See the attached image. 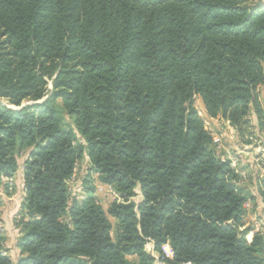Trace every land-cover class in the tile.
<instances>
[{
    "label": "trees",
    "instance_id": "1",
    "mask_svg": "<svg viewBox=\"0 0 264 264\" xmlns=\"http://www.w3.org/2000/svg\"><path fill=\"white\" fill-rule=\"evenodd\" d=\"M263 85L264 0H0V186L33 147L17 264H264L193 102L264 130ZM85 156L80 201L68 182ZM99 183L121 202L105 210Z\"/></svg>",
    "mask_w": 264,
    "mask_h": 264
},
{
    "label": "rangeland",
    "instance_id": "2",
    "mask_svg": "<svg viewBox=\"0 0 264 264\" xmlns=\"http://www.w3.org/2000/svg\"><path fill=\"white\" fill-rule=\"evenodd\" d=\"M257 95L264 110V85L257 88ZM193 102L196 110L204 114L205 109L201 99L195 97ZM28 104H31V102H25L23 106ZM201 119L203 120V118ZM64 120L69 128L74 129L72 119L64 114ZM248 120L249 123L244 126L242 130L236 129V135L234 134V128H218L217 126H219V124L216 123H212L210 127L213 130L214 138H221L222 135L224 138H221L223 140L222 149L218 150L214 144L212 145L217 156L219 158L223 156L224 158L230 157L239 160L237 164L240 168V170H238L240 172V174H238L240 177H238L237 185L247 197L249 196L248 198L250 201L248 202L249 208L247 209V215L244 219L245 225L246 228L254 229L257 224H259L261 228L264 226V222H262L264 209H259L261 206L264 207V158L257 164L254 162L264 154V130L259 126L255 115H251ZM250 137L255 138L257 141H251ZM32 152L33 147H28L18 153V172L12 178L3 179V183L0 186V237L3 240L2 249L10 256L12 264H17L22 257V253L20 249H18V241L22 236L23 223L27 220V211L24 208L26 193L23 170L24 164L27 159H29ZM89 167L90 164L87 156L81 158L77 162L74 176L72 180L68 182V189L72 199H78L80 201L84 199V182L88 175ZM244 175L245 177H243ZM94 177L97 178V175ZM97 191V186H95L94 197L97 202L107 210L110 204L115 201V196L110 191L97 196ZM135 193L136 196L132 200L138 204L142 201V197L139 189L136 190ZM254 214H256V217L253 216ZM251 218L254 220H251ZM62 219L67 220V215H64ZM109 219L113 224L112 237L115 238L116 221L111 217H109ZM248 237L249 236L246 237L247 241L249 240ZM252 239L253 236L250 241H252ZM147 249L153 256L156 258L159 257L154 251L153 243L149 245ZM129 260L133 264L137 263L136 257H129Z\"/></svg>",
    "mask_w": 264,
    "mask_h": 264
},
{
    "label": "built area",
    "instance_id": "3",
    "mask_svg": "<svg viewBox=\"0 0 264 264\" xmlns=\"http://www.w3.org/2000/svg\"><path fill=\"white\" fill-rule=\"evenodd\" d=\"M199 116L201 118H203V122H204V125L205 127L207 128L208 132L210 133L212 139H213V144L214 146L216 147V149L220 150L223 148V140L224 139L222 136L221 138H214V135H213V130L211 129L210 125L212 123H216V124H219V126H217L218 128H222V127H225V128H234V134L236 135V128L230 123V121H227L225 119H223L222 117H216V118H210L208 117L205 112L204 114L202 112H199ZM250 140L251 141H257L255 138L253 137H250ZM262 149V148H261ZM258 150V149H257ZM263 151V149H262ZM261 154V153H260ZM264 158V154L262 155L261 158H257L254 162L257 164L261 159ZM220 159L223 161V162H229L230 163V167L231 169L235 172V174L240 177L238 174H240V172L238 170H240L239 166L237 163H239V160H237L236 158L235 159H232L230 157H226L224 158L223 156L220 157ZM238 161V162H237ZM245 177V175L243 176ZM97 186V196L100 195V194H103V193H108L109 191L115 196V201H118V202H121V199L119 197V195L116 193V191L111 187V186H107V185H103V184H96ZM246 208L248 209L249 208V205L247 204L246 205ZM254 233H259L260 235L264 236V230L263 228H261V226H259L258 224L256 225L255 229L253 230V232L251 233L252 236ZM248 243H251L250 240H248ZM169 250V251H168ZM163 251L165 252L166 256L168 258H173V253L171 251V248L169 245H166L163 247ZM169 252V253H168ZM169 255V256H168Z\"/></svg>",
    "mask_w": 264,
    "mask_h": 264
},
{
    "label": "crops",
    "instance_id": "4",
    "mask_svg": "<svg viewBox=\"0 0 264 264\" xmlns=\"http://www.w3.org/2000/svg\"><path fill=\"white\" fill-rule=\"evenodd\" d=\"M254 207H255V206H254ZM254 207H253V209H254ZM259 209H264V207L261 206ZM259 209H258V210H259ZM253 216L256 217V214H254ZM262 216H263V221H262V222H264V215H262ZM251 220H254V219L251 218ZM244 222H245V220H244ZM263 224H264V223H263ZM258 225H259V224H258ZM262 228H263V230H264V226H263ZM254 229H255V228H254ZM254 229H253V230H254ZM250 236H251V234H250ZM251 238H252V236L249 238V240H250Z\"/></svg>",
    "mask_w": 264,
    "mask_h": 264
}]
</instances>
